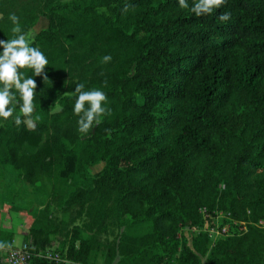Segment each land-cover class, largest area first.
<instances>
[{
	"label": "trees",
	"instance_id": "obj_1",
	"mask_svg": "<svg viewBox=\"0 0 264 264\" xmlns=\"http://www.w3.org/2000/svg\"><path fill=\"white\" fill-rule=\"evenodd\" d=\"M187 3L0 0V40L15 38L14 13L49 61L46 82L20 70L37 83L35 130L0 118V177L11 172L18 186L6 191L19 196L27 184L44 196L24 235L33 251L61 238L77 264L100 253L102 264H264V0H226L199 17ZM79 83L104 92L111 109L86 135L73 111ZM54 205L81 224L58 219ZM202 209L248 231L215 244L204 232L181 235L203 227ZM6 236L12 245L0 227Z\"/></svg>",
	"mask_w": 264,
	"mask_h": 264
},
{
	"label": "clouds",
	"instance_id": "obj_2",
	"mask_svg": "<svg viewBox=\"0 0 264 264\" xmlns=\"http://www.w3.org/2000/svg\"><path fill=\"white\" fill-rule=\"evenodd\" d=\"M226 3V0H194L190 9L196 16L211 14L214 9H218ZM181 8L188 9L187 0H179ZM132 7L125 4L124 11ZM9 19L13 23L11 29L15 38L0 40V47L3 52L0 53V118L7 121L12 118L15 125L19 127L22 123L29 129L35 130L36 122L39 116L33 117L35 105L33 103L36 96L37 83L33 76L43 77L44 81L49 78L45 72L49 61L38 47L30 46L25 34L19 23V17L14 13L9 15ZM218 19L221 22H227L230 19V13L221 12ZM112 57L105 55L101 59V63L107 64L111 62ZM21 69H31L33 76L25 77L20 71ZM15 89L20 94V114L14 115L15 105L19 103L17 96L13 91ZM85 84L76 85L75 94L77 95L74 104V114L79 117L78 131L86 135L90 132L94 125L103 122L106 115H111V109L107 107V96L104 92L93 89L84 90ZM10 247L6 242H0V249Z\"/></svg>",
	"mask_w": 264,
	"mask_h": 264
},
{
	"label": "rangeland",
	"instance_id": "obj_3",
	"mask_svg": "<svg viewBox=\"0 0 264 264\" xmlns=\"http://www.w3.org/2000/svg\"><path fill=\"white\" fill-rule=\"evenodd\" d=\"M48 22L46 19L42 18L39 20V23L31 31L30 38H32L37 32L42 30L47 26ZM10 170H13L12 167H8ZM103 168V164L91 168L92 174H97ZM3 174L0 177V227L7 231L8 233H13L14 241L12 245L9 244V236H6L0 242H6L8 245L20 247L24 243V235L29 232L31 224L36 216L38 210H40L44 203V196L38 190L34 189L30 185L24 184L20 187V195L14 196L12 192H7V188L17 191L18 186L12 185L11 180L13 173H8L2 171ZM54 215L58 219H67V220H76L75 224H81L82 220L77 217V213L73 210H69L68 213H65L61 210H58L54 205ZM220 221V220H219ZM215 224L216 221L209 222V224ZM236 231L237 228H235ZM195 232L190 227H184L181 230V235L192 238ZM63 242V239H55L54 245L60 248V243ZM7 248V247H6ZM104 260L103 253H100L96 257L95 264H102Z\"/></svg>",
	"mask_w": 264,
	"mask_h": 264
},
{
	"label": "built area",
	"instance_id": "obj_4",
	"mask_svg": "<svg viewBox=\"0 0 264 264\" xmlns=\"http://www.w3.org/2000/svg\"><path fill=\"white\" fill-rule=\"evenodd\" d=\"M201 213L206 220L205 224L203 227H193L192 229L195 234L206 233L213 244L220 239L240 236L248 231V223L234 220L229 214L226 215L223 212L210 214L206 209H202ZM212 221H216V223L209 224ZM257 225L264 227V221H259ZM0 251L3 255V264H77L68 257L66 251L59 250L56 245L46 250L33 251L28 243H23L20 247L11 246L0 249Z\"/></svg>",
	"mask_w": 264,
	"mask_h": 264
}]
</instances>
